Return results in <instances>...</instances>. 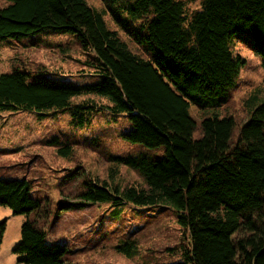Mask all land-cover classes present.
I'll list each match as a JSON object with an SVG mask.
<instances>
[{"label": "trees", "instance_id": "trees-1", "mask_svg": "<svg viewBox=\"0 0 264 264\" xmlns=\"http://www.w3.org/2000/svg\"><path fill=\"white\" fill-rule=\"evenodd\" d=\"M2 1L9 4L0 8V41L72 33L96 74L77 84L21 68L0 73V112H69L75 130L103 111L122 115L130 127L121 139L146 150L112 160L137 171L145 188L87 180L80 202L59 210L105 203L116 214L126 205L167 207L188 234L181 260L170 264H264V100L251 107L236 141L234 117L220 111L246 65L236 43L247 45L264 71V0H203L192 12L182 0H101L103 11L87 0ZM106 12L149 58L110 28ZM91 95L109 104L74 102ZM193 108L202 113L200 123ZM60 146L61 155L72 152ZM157 150L160 156L150 153ZM32 188L26 179L3 180L0 170V206L29 217L14 250L17 264H68L70 248L49 245L30 219L47 214ZM135 248L130 242L120 250Z\"/></svg>", "mask_w": 264, "mask_h": 264}, {"label": "rangeland", "instance_id": "rangeland-1", "mask_svg": "<svg viewBox=\"0 0 264 264\" xmlns=\"http://www.w3.org/2000/svg\"><path fill=\"white\" fill-rule=\"evenodd\" d=\"M87 1L99 11L105 9L101 0ZM182 1L192 12L200 8L203 0ZM8 4L0 0V8ZM105 14L110 28L129 48L149 58L144 49L117 27L110 14ZM236 44V52L246 65L229 101L220 109L222 115L234 117L235 141L251 107L264 100L261 59L247 45ZM91 58L72 33L49 30L36 36L0 41V73L21 68L59 81L85 84L94 80L93 74H96L87 65ZM74 102H93L98 107L109 104L106 99L93 95L75 98ZM191 114L200 123L201 111L193 108ZM72 126L69 112L48 117L28 111L0 112L1 177L32 183V194L42 201L47 214L43 218L32 215L30 219L36 220L45 231L47 243L67 245L70 248L68 264H170L181 260L182 251L188 246V234L178 225L176 213L167 207L141 209L126 205L116 214L105 203L59 210L60 204L80 202L79 195L87 180L118 184L122 188L146 187L137 171L112 162L116 156L146 152L121 139V133L130 127L126 117L103 111L84 130H75ZM52 141L58 142L51 145ZM60 143L69 145L72 152L61 155ZM162 152L150 153L160 156ZM28 219L0 206V264H17L14 250L21 240L22 225ZM2 222L6 225L1 236ZM130 242H136L135 252H122L120 247Z\"/></svg>", "mask_w": 264, "mask_h": 264}]
</instances>
